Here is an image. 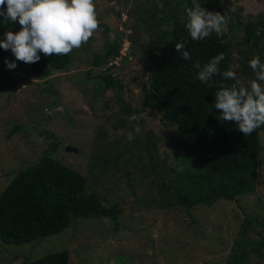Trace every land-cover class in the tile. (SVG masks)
<instances>
[{
	"label": "rangeland",
	"instance_id": "1",
	"mask_svg": "<svg viewBox=\"0 0 264 264\" xmlns=\"http://www.w3.org/2000/svg\"><path fill=\"white\" fill-rule=\"evenodd\" d=\"M95 6L99 29L87 43L72 51L71 66L54 72L49 81L38 80L32 64L16 61L10 50L0 55V196L20 171L34 165L48 148L52 140L41 134H51L60 143L56 157L87 176L89 191L106 206L119 203V224L108 218L73 219L63 233L29 244L8 245L0 240V264H23L64 250L70 252L69 264H228L243 248L249 250L248 257L238 264H264V256L255 250L258 245L249 243H257L264 236V154L256 192L233 202L199 205L190 214L179 208L159 209L148 202L158 197V190H150L152 178L135 166L134 158L124 172L111 175L90 170L93 155L101 153V148L134 143L150 132L161 140V158L167 151L172 160L177 131L168 128L158 113H141L143 88L160 45L155 31L148 30L139 16L145 7L155 11L163 3L95 0ZM226 13L227 30H231L232 70L248 88L255 74L241 72V61L247 54L245 49L242 52L244 26L260 19L264 0H225L223 15ZM115 40L123 44L121 57L113 62L115 68L110 71V65L93 66L95 56L104 54L106 45ZM6 59L17 67L8 70ZM106 72L124 85L121 91L106 88ZM258 83L264 87V82ZM119 91L133 112L123 115L126 126L115 130L116 118L123 108L116 101ZM137 127L139 133L135 132ZM11 133L14 134L10 136ZM129 133L133 139H129ZM261 143L264 147V131ZM134 151L136 155V145ZM130 153L125 157L129 158ZM248 220L252 221V229L245 233Z\"/></svg>",
	"mask_w": 264,
	"mask_h": 264
},
{
	"label": "trees",
	"instance_id": "2",
	"mask_svg": "<svg viewBox=\"0 0 264 264\" xmlns=\"http://www.w3.org/2000/svg\"><path fill=\"white\" fill-rule=\"evenodd\" d=\"M160 1L163 3L161 8L151 11L145 7L142 16H139L148 30L155 31L160 45V52L151 65L149 80L143 88L141 113H158L168 128L177 130L173 137V159L167 151L161 158V140L158 141L156 135L150 132L138 137L132 142L133 146L129 142L120 147L109 144L101 148V153L93 155L89 168L112 175L130 168L129 163L134 158L135 166H140L152 178L150 190H158V197H152L148 202L152 201L159 209L179 208L190 214L199 205L211 207L221 200L233 202L257 191L258 172L264 154L261 143L264 127L244 136L233 122L224 121L219 110L213 107L214 94L218 90L216 82L222 77L213 76L208 83L197 79L195 63L199 61L203 65L220 53L225 55L219 64L220 72L233 71V50L229 40L231 30H227L222 37L213 34L205 40L194 41L184 26L185 8L192 6V0ZM224 1L198 0L206 10L221 15ZM166 25H170V29L161 28ZM10 29L18 32L20 26L11 21L4 22L0 17V41ZM121 41L115 40L106 45L104 54L95 56L93 66L110 65V71L115 68L113 62L121 57ZM177 43L185 44L184 51L190 52L191 60H183L182 54L175 48ZM242 43L245 45L242 52L245 49L247 54L241 61V72L252 73L248 65L250 59L259 55L264 62V13L258 21L244 26ZM3 51L0 48V55ZM40 55V61L32 64V69L41 81H49L54 72L66 71L74 60L72 52L59 56ZM103 79L107 89L118 88L121 91L124 88L110 72H106ZM223 83L231 85L235 81L226 80ZM239 87H243L241 83ZM120 91L116 101L123 105L122 117L117 115L115 130L124 128L127 122L123 115H132L133 112ZM41 135L52 140L48 148L34 165L21 170L0 196V240L8 245L29 244L63 233L73 219L108 218L118 225L121 214L119 203L106 206L97 194L89 191L87 176L56 157L60 143L53 139V135ZM135 145L138 148L136 155ZM127 152H131L129 158L125 157ZM127 173L131 175L132 172ZM251 224V220L246 222L245 233L252 229ZM261 225L264 227V223ZM249 243L257 244L255 250L264 256V236L257 243ZM248 253L249 250L243 248L234 262L228 264L243 262ZM69 263L70 252L64 250L23 264Z\"/></svg>",
	"mask_w": 264,
	"mask_h": 264
},
{
	"label": "clouds",
	"instance_id": "3",
	"mask_svg": "<svg viewBox=\"0 0 264 264\" xmlns=\"http://www.w3.org/2000/svg\"><path fill=\"white\" fill-rule=\"evenodd\" d=\"M184 26L194 41H202L213 34L222 37L227 32L229 17L219 12L208 11L198 0H192V6L185 8ZM0 17L3 21L18 23L20 30L4 33L0 48L13 54L16 61L35 64L44 56L68 55L87 43L99 29L95 0H0ZM259 34V33H257ZM111 35V34H109ZM184 43L175 48L185 61L191 60L189 51H184ZM225 59L223 53L201 65H194L197 79L208 83L213 76H221L217 81L218 90L214 94L213 107L219 110L221 118L233 122L244 136L251 135L264 127V62L259 55L248 61L255 74L248 88L239 87V80L233 71L220 72L219 64ZM8 70L17 67L15 62L4 61ZM233 80L226 85L223 81ZM135 117H133L134 119ZM137 127L135 132L139 133ZM33 135H35L33 133ZM129 133V139H133Z\"/></svg>",
	"mask_w": 264,
	"mask_h": 264
},
{
	"label": "water",
	"instance_id": "4",
	"mask_svg": "<svg viewBox=\"0 0 264 264\" xmlns=\"http://www.w3.org/2000/svg\"><path fill=\"white\" fill-rule=\"evenodd\" d=\"M68 150L72 151L73 149H70V148H69Z\"/></svg>",
	"mask_w": 264,
	"mask_h": 264
}]
</instances>
